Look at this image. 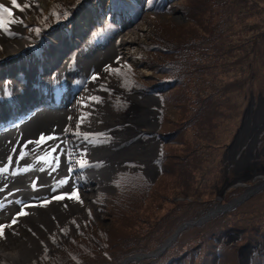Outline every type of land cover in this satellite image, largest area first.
I'll return each mask as SVG.
<instances>
[{"label":"rangeland","instance_id":"374dc122","mask_svg":"<svg viewBox=\"0 0 264 264\" xmlns=\"http://www.w3.org/2000/svg\"><path fill=\"white\" fill-rule=\"evenodd\" d=\"M32 1L26 0L30 12L36 10L30 6ZM49 1L42 2L44 8L50 6ZM52 1H62L66 8H72L71 12L91 9L95 4L92 17L95 28L88 40L85 39L89 46L111 22L110 16L102 13L95 0ZM116 1L122 6L127 4L125 0ZM155 1L147 0V9L140 12L141 17L145 16L131 22L136 32L132 37L137 42L132 57L115 64L105 75L104 82L117 83L123 89L110 95L112 122L116 125L123 122L120 117L129 111L132 99L147 96L145 93L152 92L160 81L158 79L173 83L156 95L159 97L156 115H149L153 128H142L144 135L149 133L153 138L143 135L142 141L157 143L152 157V167L156 171L148 173V165L139 157L116 163L108 179L94 182V198L90 203L63 221L56 220L50 231L43 232L40 243L44 244L46 236L49 244L25 264H117L136 254L155 256L128 264H174L175 261L177 264H264V185L239 206L211 216L203 223L188 226L171 245L161 250L183 221L197 222L212 210L230 205L260 186L262 179L255 177L264 176V128L259 133V129L255 131L253 127L258 122L264 127V0H248L247 3H239V0H171L174 4L169 2L161 14L153 13L150 8ZM20 3L21 0H16L17 5ZM126 8L135 10L136 4ZM23 12L28 19H33L27 9ZM82 15L87 16L86 12H79L72 22L73 27ZM68 29L65 23L66 34ZM121 34L122 31L114 35L103 47L113 46ZM14 39L18 40L14 41L17 46L13 53L0 40V63L5 61V67L9 57L25 49L24 40L17 37L10 40ZM199 39L209 40L203 44V49L183 47L181 54L172 55L175 54L172 50H176L174 45L192 41L196 46ZM152 43L162 45L165 52L150 51L148 48L153 47ZM26 49L23 54L30 52L31 47L26 44ZM100 49L99 45L94 48ZM187 54V61L192 62L191 69L180 64L174 72L175 64L170 62H187L184 59ZM149 59L154 61L157 69L144 66L148 65L145 60ZM170 65L172 68H167ZM160 66L165 71H160ZM156 72L158 75L154 74ZM15 90L18 95L24 94ZM88 91L87 88L85 92ZM193 94L197 95L196 100ZM118 102L122 107H118ZM198 104H204V107ZM191 106L196 109L195 113ZM89 109L90 105L85 103L80 112L89 114ZM191 120L193 125L187 128ZM123 127L115 130L120 131ZM79 131L82 135L87 133L84 128ZM244 132L246 139H242L243 146L239 145L235 156L234 142ZM106 134L113 138L110 133ZM249 152L252 156L249 162L244 161L248 167L246 171V167L241 169V164L238 167V162L249 156ZM163 153L168 156V161ZM155 162L158 168L154 166ZM160 162L163 163L162 170ZM194 170L196 177L192 173ZM195 178L199 193L192 188ZM233 181L234 187L228 188L226 183ZM213 185H219L216 191H212ZM78 186L83 187L79 183ZM126 187L127 194L124 193ZM223 190L226 192L224 197L220 195ZM236 191L240 193L230 198ZM73 192L79 197L83 189ZM76 201L67 198V202ZM200 204L207 205L198 206ZM105 208L110 210L101 213ZM192 218L195 220H189ZM27 248L31 249V246L27 245Z\"/></svg>","mask_w":264,"mask_h":264},{"label":"bare ground","instance_id":"6f19581e","mask_svg":"<svg viewBox=\"0 0 264 264\" xmlns=\"http://www.w3.org/2000/svg\"><path fill=\"white\" fill-rule=\"evenodd\" d=\"M0 5L12 13L9 16L0 9V20L5 25L0 29V40L13 53L17 45L10 39H24V28L31 23L32 18L28 19L24 9L12 2L9 4L0 0ZM86 14L75 21L72 41L57 31L52 34L55 37L52 48L49 45L41 57L27 61L23 58L27 51L21 54L22 62L20 65L15 64V70L0 73L1 84L9 81L14 87H9L14 95V108L20 107L34 93L48 91L42 87L35 92L33 86H45L67 94L66 103L62 107L37 113L20 127L18 135L15 132L8 133L0 140V163L7 167V172L0 175V225L5 226L3 236H0V264H25L48 245L45 235L44 244L40 243L43 232L50 231L56 220L63 221L90 203V199L94 198V182L108 179L116 163L126 158L139 157L148 165V173L156 171L152 167V157L157 143L154 140L142 141V128H153L154 123L149 115H156L158 100L146 93L147 96H135L127 115L120 117L123 129L115 130L121 125L112 122L114 116L110 95L123 89L117 83L104 82L105 75L115 64L132 57L137 48L136 39L132 37L136 33L135 28L124 24L122 34L113 46L94 50L86 41L88 30L93 24L91 13ZM23 73L27 76L24 77ZM81 75L86 81L88 92L82 90L78 93L77 77ZM22 78H26L31 87L20 85ZM15 88L24 94L18 95ZM77 93L78 100L75 96ZM84 103L90 105L89 114L80 112ZM79 128H84L87 133L82 135ZM105 133H110L113 138L106 137ZM246 135V132L240 134L232 151L237 150L241 145L240 140L246 139ZM132 143V146H127ZM251 156L249 153V156L244 157L238 167L241 164V169L246 167L244 170H248L245 162H249ZM255 178L262 179L260 184L264 185V176L256 175ZM78 183L83 186L82 194H79L76 202H67L68 193L81 190ZM53 184L59 187L53 192L56 189L54 185L49 193ZM21 210L27 214L18 216ZM14 219L16 223H12Z\"/></svg>","mask_w":264,"mask_h":264},{"label":"trees","instance_id":"16d2710c","mask_svg":"<svg viewBox=\"0 0 264 264\" xmlns=\"http://www.w3.org/2000/svg\"><path fill=\"white\" fill-rule=\"evenodd\" d=\"M177 1V0H176ZM247 2H249L248 0H239V3H247ZM172 4H174V3H172ZM161 14V13H160ZM214 31V30H213ZM198 42H199V44H197L196 46H194L193 44H192V41H189V42H186V43H182V44H180V45H174L175 46V49L176 50H172V52L173 53H175V54H172V55H176V54H181L182 53V50H181V48H183V47H195V48H198V49H203L204 47H203V44L204 43H206V42H208L209 40L208 39H199V40H197ZM167 43L168 42H166V44H164L165 45V47H166V45H167ZM153 44V43H152ZM167 48V47H166ZM194 48V49H195ZM148 49H150V51H155V52H159L158 50H162L163 51V53L165 52V48H163L162 47V45H160V44H153V47H151V48H148ZM157 49V50H156ZM204 52H206V50L204 51ZM170 54V53H169ZM188 57H189V54H187V55H185L184 56V59L187 61L188 60ZM147 63H148V65L146 64V65H144V66H148L149 68H151V69H157L158 68V66L156 65V64H154V61H152V60H145ZM144 63V60H142V62H141V64H143ZM170 63H173V64H175L174 65V72L176 71V69H177V67H180V64L183 66V67H186L187 65H188V67L191 69V64H192V62L191 61H187V62H185V61H180V62H177L176 60H173V61H171ZM167 68H172V66L170 65L169 67H167ZM160 71H165V68L164 67H162V66H160ZM169 74H172V73H170V72H168ZM154 74H157V72L156 73H154ZM158 75V74H157ZM158 80H160L159 81V83L158 84H156L155 85V91H156V93L157 94H161L162 92L161 91H163L164 89H167L168 87H170V86H172L173 85V83H166V82H164V81H162V79H158ZM185 79H182V81H184ZM166 86H167V88H166ZM194 95V97H195V100L198 98L197 97V95L196 94H193ZM209 98H211V97H209ZM192 102V101H191ZM198 102L199 103H202L199 99H198ZM211 103H212V100H211ZM201 108H203L204 107V104H198ZM192 107V106H191ZM196 112V109H194L193 107H192V113H195ZM202 111H200L199 112V114L201 113ZM219 122V121H218ZM217 122V123H218ZM193 125V120H191V121H188V124H187V128L188 127H191ZM219 125V124H218ZM201 152V151H200ZM202 152H204V151H202ZM164 154V153H163ZM164 157H165V160L166 161H168V156L166 155V154H164ZM159 165H160V170H162L163 169V163L162 162H160L159 163ZM192 173H194V176L196 175V172H195V170L192 172ZM196 177V176H195ZM125 179H128V177H126ZM218 186L219 185H213L212 186V191H216L217 190V188H218ZM128 187H126L125 189H124V193L125 194H127V193H129V191H128V189H127ZM193 188V190H194V192L195 193H199V191H200V189H199V186H198V180L195 178L194 179V187H192ZM146 192V191H145ZM240 192L239 191H236L235 193H233V194H231V196H230V198H232V197H234V196H237L238 194H239ZM208 204V203H207ZM206 204V205H207ZM206 205H202V204H200V205H198V206H206ZM237 209V208H236ZM236 209H234V210H236ZM108 210H110V209H101V213H106V212H108ZM206 213H207V211H206ZM201 214H203V212L201 213ZM189 220H195V218H192V219H189ZM188 221V220H187ZM187 221H183L182 222V224L183 223H185V222H187ZM181 225V224H180ZM179 225V226H180ZM178 226V227H179ZM177 227V228H178ZM93 239L96 241V242H98V240L93 236ZM111 255V254H110ZM131 257V256H130ZM119 260V259H118ZM117 264H121V262L120 263H117ZM174 264H177V261H175V263Z\"/></svg>","mask_w":264,"mask_h":264},{"label":"water","instance_id":"95a60500","mask_svg":"<svg viewBox=\"0 0 264 264\" xmlns=\"http://www.w3.org/2000/svg\"><path fill=\"white\" fill-rule=\"evenodd\" d=\"M253 105V104H252ZM244 123H246V119L244 121ZM261 122H258L256 125H254L253 129L255 131H257L259 129V133L261 131H263L262 129L264 127H261ZM239 138V135L237 136L236 139ZM257 139V138H256ZM258 140V139H257ZM236 142V141H235ZM235 142H234V145H235ZM250 153V152H249ZM228 183V182H227ZM226 185V184H225ZM232 185V184H229V186ZM263 185L260 184L259 187H256V189L254 190H250L248 191L245 195H243L239 200H235L233 203H231L230 205H227V206H224V207H221L217 210H212L209 214H207L205 217H202V219H200L199 221L197 222H186L184 223L182 226L179 227V229L177 230V232L164 244V246L161 248V250H165L166 247H168L169 245H171V243L178 237V235L180 234V232H182L184 229H186L188 226H192L196 223H203L205 221H207L211 216H215L217 215L218 213L222 212V211H228L232 208H235L237 206H239L241 203H243L246 199L250 198L251 196H253L256 192H258L260 190V188L262 187ZM225 190H223L222 192V197H224L225 195ZM222 199V198H221ZM152 256H155V255H147V254H136L135 256L133 257H130L128 259H126L123 263L121 264H128L129 262L133 261V260H141V259H146V258H150Z\"/></svg>","mask_w":264,"mask_h":264},{"label":"snow or ice","instance_id":"6c2138e0","mask_svg":"<svg viewBox=\"0 0 264 264\" xmlns=\"http://www.w3.org/2000/svg\"><path fill=\"white\" fill-rule=\"evenodd\" d=\"M12 3L13 4H16V0H12ZM18 6V5H17ZM0 9H2L3 10V12H5V13H7L9 16H11L12 15V13L9 11V9L7 8V7H5V6H3V5H0ZM5 27V25H4V23H3V21L2 20H0V29H2V28H4ZM117 74H119V70H117ZM93 79H96V77H93ZM97 102H99V101H97ZM42 140H43V138H41ZM3 171H7V169H4ZM61 183H67V181H62ZM33 188H35V185H33ZM65 197H57V199H64ZM67 198L68 199H79V197H78V194L77 193H75V192H72V193H68L67 194ZM25 207H28V205H26ZM27 213L26 212H24L23 210H21L19 213H18V216H22V215H26ZM12 223H16V220L14 219L13 221H12ZM4 225H0V236H3V231H4Z\"/></svg>","mask_w":264,"mask_h":264},{"label":"flooded vegetation","instance_id":"af4514ba","mask_svg":"<svg viewBox=\"0 0 264 264\" xmlns=\"http://www.w3.org/2000/svg\"><path fill=\"white\" fill-rule=\"evenodd\" d=\"M240 141L242 142V139H241ZM240 141H239V142H240ZM241 146H243V144H242ZM241 146H240V147H241ZM238 150H239V148H237V150H236V151H233V152H236V153H235V156H236V154L238 153V152H237ZM243 158H244V157H243ZM243 158H242V159H243ZM245 159L247 160V158H245ZM241 161H242V160H241ZM241 161H239V162H241ZM239 162H238V163H239ZM253 166H254V165H253ZM233 170H234V172H233V173H234V174H235V176H236L235 169H233ZM232 183H233V184H235V181H233ZM232 183H226V184L229 186V184H232ZM230 187H234V185H232V186H230ZM230 187H228V188H230Z\"/></svg>","mask_w":264,"mask_h":264}]
</instances>
